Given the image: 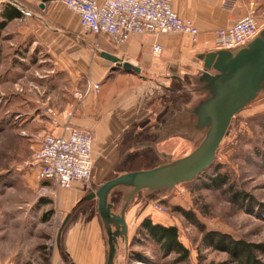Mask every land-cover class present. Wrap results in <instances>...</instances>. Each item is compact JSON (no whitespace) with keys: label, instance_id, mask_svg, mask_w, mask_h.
Segmentation results:
<instances>
[{"label":"crops","instance_id":"1","mask_svg":"<svg viewBox=\"0 0 264 264\" xmlns=\"http://www.w3.org/2000/svg\"><path fill=\"white\" fill-rule=\"evenodd\" d=\"M42 1L4 0L24 13L32 14L38 27H31L24 34H31L28 36L34 38L31 45L40 44L52 63L41 82L32 83L40 87L38 91L32 89L20 94L23 98L11 108L12 124L21 128L22 134L40 138L33 151L40 147L45 136L62 135L67 126L90 130L94 136L93 172L95 163L99 167L110 165L109 169H113L121 163L124 165L131 157H137V163L151 165L157 159V152L169 154L162 151L160 143L167 144L176 139L164 138L163 141L162 137L165 132L176 133L169 129L172 119L179 115L175 111L176 104L191 99L187 90L191 85L189 77L202 69L197 56L215 49L213 39L218 28L231 26L248 13L264 9V0H238L231 12L223 10L221 0H173L178 15L193 21L200 29L196 45L181 34H147L132 37L124 46H116L106 36L96 37L84 32L79 16L61 0L46 3L44 9H41ZM156 44L163 47L160 55L152 50ZM103 54L139 66L142 74L118 69ZM95 84L100 85V91L86 95L90 85ZM183 109H187L186 105L181 107ZM101 133L107 137H100ZM26 180L27 183L29 180L26 188L37 190L34 191L37 193L34 202L32 200L35 205L30 207L44 210L54 197L60 203L59 208L71 206L67 215L90 190L75 184L69 191L59 188L51 196L45 189L52 182L38 180L41 182L38 189L39 185L33 179ZM129 214L130 232L136 219L131 216L129 220ZM63 232L64 239L57 249H52L51 255L45 254L43 245L36 243L33 246L38 250L36 256H40L38 261L105 264L106 243L95 205L81 206ZM21 244L0 237V264L27 263L28 251L24 256L20 251Z\"/></svg>","mask_w":264,"mask_h":264},{"label":"rangeland","instance_id":"2","mask_svg":"<svg viewBox=\"0 0 264 264\" xmlns=\"http://www.w3.org/2000/svg\"><path fill=\"white\" fill-rule=\"evenodd\" d=\"M4 3L0 0V12ZM221 3L223 10L231 12L226 0ZM254 13L260 28L264 27V9ZM31 15L25 12L23 18L10 22L0 35V237L22 243L20 251L24 256L28 251L27 257L32 261L19 264H48L38 261L40 256H36L38 250L33 246L43 245L49 255L53 248L57 249L59 230L71 206L59 208L60 203L52 197L44 210L30 207L35 205L32 200L37 190L26 188V179H33L40 189L41 179L32 166L34 144L40 138L22 134L21 128L12 124L11 108L23 98L20 94L38 91L40 87L32 83L41 82L46 70L52 68L40 44L31 45L34 38L24 34L31 27H38ZM99 136L107 137L102 133ZM160 147L173 160L191 152L190 143L181 137L167 144L162 142ZM136 158L131 157L113 169L95 163L92 177L97 181L82 186L91 190L126 170H145L165 163L158 156L151 165L137 163ZM115 169L118 171L113 173ZM216 176L221 178L219 183L215 182ZM45 190L52 196L59 188L50 183ZM118 196L113 201H118ZM131 216H135L136 223L131 225L128 254L119 260L122 264H235L215 246L217 239L211 236L217 234L260 246L254 254L264 262V95L235 116L208 170L169 193H144L131 207L129 220ZM144 219L175 226L180 242L188 249V258L183 260L181 254L169 252L147 235L141 226ZM64 235L65 232L61 239Z\"/></svg>","mask_w":264,"mask_h":264},{"label":"water","instance_id":"3","mask_svg":"<svg viewBox=\"0 0 264 264\" xmlns=\"http://www.w3.org/2000/svg\"><path fill=\"white\" fill-rule=\"evenodd\" d=\"M51 1L54 0H43L41 9ZM102 56L118 69L142 74V69L133 63L108 54ZM197 58L202 69L189 77L191 85L187 90L191 99L176 104L179 115L170 123L169 129L176 133L165 132L162 137V140L181 137L190 143L191 152L176 160L157 152L164 164L145 170H126L93 186L64 219L58 234L59 246L62 233L76 211L91 203L96 207L106 243L105 264H122L119 260L128 254L130 237L127 215L138 198L144 193H169L208 170L235 116L264 95V27L235 48L214 49ZM184 105L187 109L181 110ZM115 196L119 197L116 202Z\"/></svg>","mask_w":264,"mask_h":264},{"label":"built area","instance_id":"4","mask_svg":"<svg viewBox=\"0 0 264 264\" xmlns=\"http://www.w3.org/2000/svg\"><path fill=\"white\" fill-rule=\"evenodd\" d=\"M79 16L81 29L96 37L106 36L116 46H124L136 36L151 34H181L192 45L199 42L201 31L190 20L181 18L173 8V0H61ZM238 0H226L232 11ZM260 25L254 12L248 13L231 26L214 33L215 49L235 48L252 38ZM154 54L163 47L156 44ZM100 91V85H90L86 95ZM94 136L90 130L67 126L62 135H47L34 151L32 166L41 180L50 181L61 189L75 184H89L92 179Z\"/></svg>","mask_w":264,"mask_h":264},{"label":"trees","instance_id":"5","mask_svg":"<svg viewBox=\"0 0 264 264\" xmlns=\"http://www.w3.org/2000/svg\"><path fill=\"white\" fill-rule=\"evenodd\" d=\"M23 17L24 12L20 8L11 3H4L3 9L0 12V35L1 31L4 30L10 22ZM220 179L219 176H216L215 182L219 183ZM46 182L49 183V181ZM141 226L146 234L153 240L162 244L163 248H166L169 252L181 254L183 260L188 258V249L180 242L178 229L175 226L154 224L150 219H144ZM211 237H214V240L217 239L218 243L215 244V246L225 251L230 256L231 262L235 264H264L263 261L257 260L254 254L255 249H261L260 246L246 243L241 240H233L221 234ZM207 238L210 239V236Z\"/></svg>","mask_w":264,"mask_h":264},{"label":"flooded vegetation","instance_id":"6","mask_svg":"<svg viewBox=\"0 0 264 264\" xmlns=\"http://www.w3.org/2000/svg\"><path fill=\"white\" fill-rule=\"evenodd\" d=\"M92 176H93V175H92ZM93 180H94V177H92L91 181H93ZM91 181H90V183H92ZM90 183H89V184H90Z\"/></svg>","mask_w":264,"mask_h":264},{"label":"bare ground","instance_id":"7","mask_svg":"<svg viewBox=\"0 0 264 264\" xmlns=\"http://www.w3.org/2000/svg\"><path fill=\"white\" fill-rule=\"evenodd\" d=\"M127 221V220H126Z\"/></svg>","mask_w":264,"mask_h":264}]
</instances>
